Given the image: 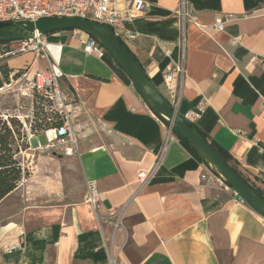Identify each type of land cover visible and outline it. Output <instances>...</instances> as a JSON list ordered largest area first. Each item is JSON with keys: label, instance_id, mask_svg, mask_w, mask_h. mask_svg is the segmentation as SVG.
Listing matches in <instances>:
<instances>
[{"label": "crops", "instance_id": "1", "mask_svg": "<svg viewBox=\"0 0 264 264\" xmlns=\"http://www.w3.org/2000/svg\"><path fill=\"white\" fill-rule=\"evenodd\" d=\"M147 1L148 13L129 25L135 37L122 40L169 101L164 72L181 53V0ZM187 6L194 19L176 110L264 197V0ZM47 38L62 45L63 90L83 106L74 123L78 151L40 155L31 168L23 154L41 149L44 133L24 126L30 177L0 202V264H264V215L203 180L204 162L174 131L165 144L169 126L113 57L86 54V35L70 30ZM2 66L34 74L50 61L22 54L0 63L1 78ZM92 181L98 211L85 199Z\"/></svg>", "mask_w": 264, "mask_h": 264}, {"label": "built area", "instance_id": "2", "mask_svg": "<svg viewBox=\"0 0 264 264\" xmlns=\"http://www.w3.org/2000/svg\"><path fill=\"white\" fill-rule=\"evenodd\" d=\"M151 6L152 4L147 0H0V23L36 21L47 17H78L95 20L109 26L121 39H132L135 34L129 29V25L138 17L146 15ZM175 14L181 53L179 60L175 64L167 66L164 72V81L169 93L168 102L176 109L181 100V80L184 78L186 71L187 27L189 20L194 19V16L187 6V0L180 1ZM227 17L230 18L233 15H228ZM215 27L223 29L225 21L219 18ZM70 31L74 34L86 35L83 46L86 54L102 58L107 53L94 38L83 31L78 29ZM47 35L38 33L32 39L0 42V63L2 65V63H7L11 58L28 52H33L37 56L45 57L50 61V69L48 71L37 70L32 77L28 78V83L23 88L22 94H38L40 99H49L51 104L50 107L45 108L48 113L47 123L50 127L41 130L47 136L48 143L41 146L38 140L39 148L42 151L49 152L60 148L64 155L73 156L78 151V137L73 122L74 119L82 114L83 106L76 96L63 90L60 82L64 77V73L59 67L62 45L49 41ZM16 73L11 74L10 77L12 75L15 76ZM54 114H57L60 118L61 122L59 124H56L57 120L53 116ZM194 115L199 116V113H194ZM0 116L8 119L6 114L0 113ZM156 116L158 115L156 114ZM173 131L174 128L169 126V135L165 140V144L175 139ZM204 167L202 179L208 184L217 183L222 187L231 188L214 174L205 163ZM141 177L146 180L148 176L142 174ZM233 193L238 202L248 205L246 199L235 190H233ZM85 199L96 211L100 209L101 198L96 182L92 181L87 184ZM21 247L22 244L19 242L12 246L11 249ZM113 264H116V262L114 261Z\"/></svg>", "mask_w": 264, "mask_h": 264}, {"label": "water", "instance_id": "3", "mask_svg": "<svg viewBox=\"0 0 264 264\" xmlns=\"http://www.w3.org/2000/svg\"><path fill=\"white\" fill-rule=\"evenodd\" d=\"M63 29H78L94 38L129 76L149 108L188 141L214 174L245 198L257 212L264 215V197L222 158L190 120L170 105L142 64L109 26L78 17H47L36 21H18L0 27V42L32 39L38 33L46 34Z\"/></svg>", "mask_w": 264, "mask_h": 264}, {"label": "trees", "instance_id": "4", "mask_svg": "<svg viewBox=\"0 0 264 264\" xmlns=\"http://www.w3.org/2000/svg\"><path fill=\"white\" fill-rule=\"evenodd\" d=\"M8 24L10 23H0V27ZM57 31L46 34H51ZM120 40L123 44H125L121 38ZM1 73L3 78L0 76V89L3 88L5 82L9 83L10 70L8 66H2ZM20 75L21 72H18L14 77L17 78ZM42 111L43 115L39 122L34 125L31 124L30 126L33 133H41V130L50 127V125L47 123L48 113L45 109ZM53 116L56 117V124H59L61 120L58 115L54 114ZM174 132L188 143V141L182 137V135L175 128ZM203 135L205 136V134ZM28 147V135L24 127V123L16 116H10L8 119H4L2 116H0V202L11 192H13L24 179L30 177V172L21 156V152L25 151ZM219 154L237 173H239V175H241L252 187H254L259 192V190L242 175L238 168L231 164V158L227 152H219Z\"/></svg>", "mask_w": 264, "mask_h": 264}, {"label": "rangeland", "instance_id": "5", "mask_svg": "<svg viewBox=\"0 0 264 264\" xmlns=\"http://www.w3.org/2000/svg\"><path fill=\"white\" fill-rule=\"evenodd\" d=\"M25 74V76H23ZM33 73L29 70L21 71V75L17 78L12 75L9 83L5 82L3 88L0 89V113L6 114L8 117L16 116L26 126L27 129H31L30 124H36L39 122L43 115L45 108L50 107L49 99H40L38 94L23 95L22 90L28 83V78L32 77ZM78 118L74 119L75 123ZM39 142L42 145L48 143V138L45 134L39 136ZM48 153L41 149L36 151L24 152L23 156L26 159V165L31 168L35 167L33 163L40 155H48L51 157H58L62 150L60 148L52 150Z\"/></svg>", "mask_w": 264, "mask_h": 264}]
</instances>
